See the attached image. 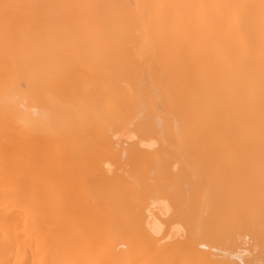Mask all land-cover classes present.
Instances as JSON below:
<instances>
[{
    "label": "bare ground",
    "instance_id": "6f19581e",
    "mask_svg": "<svg viewBox=\"0 0 264 264\" xmlns=\"http://www.w3.org/2000/svg\"><path fill=\"white\" fill-rule=\"evenodd\" d=\"M258 184L264 0H0V264H264Z\"/></svg>",
    "mask_w": 264,
    "mask_h": 264
},
{
    "label": "rangeland",
    "instance_id": "374dc122",
    "mask_svg": "<svg viewBox=\"0 0 264 264\" xmlns=\"http://www.w3.org/2000/svg\"><path fill=\"white\" fill-rule=\"evenodd\" d=\"M258 185H261V186H259V189H260V188H264L263 184H258ZM258 185H257L256 187L254 186L255 190H257V188H258ZM263 191H264V189H263ZM259 194H260V192H259ZM262 196H263V195H261V194H260L258 197L260 198L261 202H264V199H263V198H264V196H263V197H262ZM256 197H257V196H256ZM256 199H257V198H256ZM256 199H255V200H256ZM262 200H263V201H262ZM258 201H259V200H258ZM261 231H262V230H261ZM261 231H260V233L262 234V232H261ZM263 232H264V230H263ZM260 233H259V234H260ZM263 236H264V235H263ZM260 239L262 240V238H261V237H260ZM262 241H263V243H264V239H263ZM249 242L251 243V241H250V240H249Z\"/></svg>",
    "mask_w": 264,
    "mask_h": 264
},
{
    "label": "snow or ice",
    "instance_id": "6c2138e0",
    "mask_svg": "<svg viewBox=\"0 0 264 264\" xmlns=\"http://www.w3.org/2000/svg\"><path fill=\"white\" fill-rule=\"evenodd\" d=\"M5 7H7V6H5Z\"/></svg>",
    "mask_w": 264,
    "mask_h": 264
}]
</instances>
